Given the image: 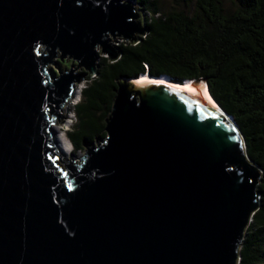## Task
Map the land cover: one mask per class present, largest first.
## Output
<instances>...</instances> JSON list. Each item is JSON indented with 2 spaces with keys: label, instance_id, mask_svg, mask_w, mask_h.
Here are the masks:
<instances>
[{
  "label": "water",
  "instance_id": "obj_1",
  "mask_svg": "<svg viewBox=\"0 0 264 264\" xmlns=\"http://www.w3.org/2000/svg\"><path fill=\"white\" fill-rule=\"evenodd\" d=\"M142 21L122 0H0V264H239L261 169L214 99L119 78L105 137L61 155L74 81Z\"/></svg>",
  "mask_w": 264,
  "mask_h": 264
},
{
  "label": "trees",
  "instance_id": "obj_2",
  "mask_svg": "<svg viewBox=\"0 0 264 264\" xmlns=\"http://www.w3.org/2000/svg\"><path fill=\"white\" fill-rule=\"evenodd\" d=\"M145 34L117 45L119 57L97 61L81 90L67 131L73 152L106 135L117 80L143 73L172 81L205 80L209 93L236 122L247 156L261 169L259 206L246 228L239 264H264V0H132Z\"/></svg>",
  "mask_w": 264,
  "mask_h": 264
},
{
  "label": "rangeland",
  "instance_id": "obj_3",
  "mask_svg": "<svg viewBox=\"0 0 264 264\" xmlns=\"http://www.w3.org/2000/svg\"><path fill=\"white\" fill-rule=\"evenodd\" d=\"M122 1H125V2H131L133 3L132 0H122ZM172 0H160L159 3H160V6L162 8H166L168 7L169 3H171ZM224 3L226 5H229L231 0H223ZM134 6H137V9L139 10L140 8L138 4H135L133 3ZM142 14V18L144 17V12H142L141 10H139ZM114 40L117 41L116 42H113V36L109 33L108 34V44L111 45V46H117L119 45V43H121L122 41H124L125 39L122 38L121 36H115L114 37ZM96 50H97V53H98V58H101V57H107V53H103L101 50H102V46L101 45H98L96 47ZM95 76V74H91L89 75V78L84 80V79H81L79 82L77 81H74L73 85H72V88L74 90V95L70 96L67 100V102L65 103V105L63 106L62 110V118L58 121V122H55V125H54V129H55V137L58 136V134H61V131L64 127H66L65 129V132L68 131V129L71 128L72 124L75 122V117H74V114L72 113V106L78 102L81 98V90L86 86L87 82L92 79L93 77ZM68 123V125H66ZM96 142H94L95 144ZM69 151L66 150V152L63 153V157L66 159V161H70V156L72 155L73 157H75L76 159L74 160V163H78L80 161V158L82 156H84L85 152L87 151V147H85L83 150H77L76 152H73L71 149H72V146L71 144L69 145Z\"/></svg>",
  "mask_w": 264,
  "mask_h": 264
},
{
  "label": "bare ground",
  "instance_id": "obj_4",
  "mask_svg": "<svg viewBox=\"0 0 264 264\" xmlns=\"http://www.w3.org/2000/svg\"><path fill=\"white\" fill-rule=\"evenodd\" d=\"M134 79L157 80V81H165V82L173 83V84H176V85H179V86L188 88L192 91H196V92L200 93L202 96L208 98L215 106H217L216 102L213 100L210 93L207 91L205 84H203V83H199V82L197 84L193 83V82H185V83L180 82L179 83V82L167 81L166 79L158 78L157 76L156 77L141 76L139 78L137 77ZM74 94H75L74 90H72L71 95L73 96ZM66 125H68V123ZM65 129H66V127H64L62 129L61 134H58V136H56V139H57L58 143L60 144V150H62V153L66 152V150L69 151V149H70L69 148L70 141L67 138V134L65 132Z\"/></svg>",
  "mask_w": 264,
  "mask_h": 264
},
{
  "label": "clouds",
  "instance_id": "obj_5",
  "mask_svg": "<svg viewBox=\"0 0 264 264\" xmlns=\"http://www.w3.org/2000/svg\"><path fill=\"white\" fill-rule=\"evenodd\" d=\"M143 74H147V73H143ZM184 81H186V80H184ZM189 82H194V81H192V80H190ZM199 83H203V84H205V86H206V88H207V91L209 92V90H208V87H207V84H206V82L205 81H200ZM212 97V96H211ZM55 122H57V120L55 121ZM69 130V129H68ZM66 134H67V132H66ZM68 138V137H67ZM68 140H69V138H68ZM70 141V140H69ZM70 144H71V146H72V151H73V145H72V143L70 142ZM70 152V151H69ZM62 155V157H63V154H61Z\"/></svg>",
  "mask_w": 264,
  "mask_h": 264
}]
</instances>
